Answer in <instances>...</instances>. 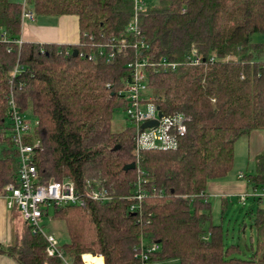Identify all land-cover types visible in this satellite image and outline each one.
I'll list each match as a JSON object with an SVG mask.
<instances>
[{
	"label": "trees",
	"instance_id": "obj_1",
	"mask_svg": "<svg viewBox=\"0 0 264 264\" xmlns=\"http://www.w3.org/2000/svg\"><path fill=\"white\" fill-rule=\"evenodd\" d=\"M23 1L0 0V195L18 184L12 92L19 110L37 122L28 141H40L34 155L40 182L69 179L84 203L46 208L65 226L62 256L49 255L45 238L24 221L12 244H0V254L18 264H84L85 254L104 264H135L143 242L160 246L150 264H264V197L257 195L264 191V152L256 173L246 176L253 192L238 199L258 204L249 257L224 244L206 192L210 181L232 171L239 138L255 130L264 137V45L252 39L264 32V0L146 1L138 32L127 31L134 0H25L37 17L77 16L74 45L18 44ZM144 57L156 63L146 74L160 111L188 117L174 149L137 153L134 126L112 131L115 112L127 106L121 91L131 81L128 65ZM131 163L135 168L125 171ZM99 184L107 199L94 201L88 193ZM139 188L147 196L131 211Z\"/></svg>",
	"mask_w": 264,
	"mask_h": 264
},
{
	"label": "built area",
	"instance_id": "obj_2",
	"mask_svg": "<svg viewBox=\"0 0 264 264\" xmlns=\"http://www.w3.org/2000/svg\"><path fill=\"white\" fill-rule=\"evenodd\" d=\"M144 6V0H134V17L128 25V32H138V11ZM26 20L34 21L35 14L27 7L24 0L22 22ZM1 39L6 40L4 34ZM17 43L21 44L22 41L17 40ZM113 56V53H108L106 58L109 61ZM151 61V58L144 57L141 60L130 63L128 66L132 70L131 81L125 83L121 91L127 102V106L124 109L125 114L135 128L137 153L144 149H174L178 145L181 136L187 131L188 117L184 114L165 115L162 113V116H159L161 111L150 96L147 85L146 68L149 65L156 66V63ZM199 61L200 59L196 57L191 59L193 64H198ZM164 65L171 69L177 66L175 63H164ZM17 73L18 68L16 67L12 75L15 76ZM8 105L10 108L9 118L12 123L11 141L18 150V184L6 186L5 192L0 196L5 198L8 208L17 207L20 210L23 221L31 226L32 233H39L45 238L47 243L46 251L49 255L57 254L62 256L59 249V239L52 234L44 232V218L47 216L46 208L53 204L65 206L70 204L82 205L84 199L76 192L74 183L69 179L40 182L37 167L34 164L35 151L39 148L40 141H33L32 144H29L30 141H28L31 138L33 123L36 125L37 122L30 121L19 110L12 92L8 99ZM153 121L157 122L155 126L142 128L143 124ZM97 186L96 189L89 190V198L94 201L106 200V190L101 191V184ZM257 195L264 196V191L260 194L257 193ZM146 196L147 194L142 193L139 188V192L135 196L138 205H133L131 211L140 208L141 202ZM246 197L247 195L242 196L241 200L244 201ZM159 247L158 243L146 245L142 242L134 255L137 258L135 264H150V254L159 250Z\"/></svg>",
	"mask_w": 264,
	"mask_h": 264
},
{
	"label": "crops",
	"instance_id": "obj_3",
	"mask_svg": "<svg viewBox=\"0 0 264 264\" xmlns=\"http://www.w3.org/2000/svg\"><path fill=\"white\" fill-rule=\"evenodd\" d=\"M79 32V20L74 15L38 16V18L35 16L34 21L26 20L21 24V36L25 42L74 45L79 41ZM239 143L242 149L240 158L236 149ZM263 152L264 137L261 130L252 131L239 138L234 143L232 171L225 178L208 183L206 192L209 201L210 198L220 201L222 207L223 202L250 195L253 189L246 176L256 173V158ZM24 227L19 209L8 208L5 198L0 196V244H12L15 234L20 233ZM0 264L18 263L10 256L0 254Z\"/></svg>",
	"mask_w": 264,
	"mask_h": 264
},
{
	"label": "rangeland",
	"instance_id": "obj_4",
	"mask_svg": "<svg viewBox=\"0 0 264 264\" xmlns=\"http://www.w3.org/2000/svg\"><path fill=\"white\" fill-rule=\"evenodd\" d=\"M146 1L147 3L156 2V0ZM252 39L254 42L264 45V32L255 34ZM19 40L22 42L24 41L22 36ZM25 115L28 116L26 113ZM28 119L32 122L34 121L31 116H28ZM131 126L133 125L131 121L127 119L124 108L117 110L112 119V131L119 132L124 130L126 127ZM240 145L241 143H239V146L236 148L239 158L242 155V149ZM210 202L212 222L214 224H222L224 244L227 246H238L241 251V257H249L252 250L251 248L255 246L257 237L254 227V212L258 204L254 203L252 200H246V204L242 205L237 198H234L229 201V205L226 207L225 211H223L221 209L220 201L210 198ZM52 214L53 213L51 210L49 216H45L44 218V232L47 234H52L57 237L60 242H64L67 240L65 226L60 220L53 221L51 219ZM154 264L180 263L177 260H167L158 261Z\"/></svg>",
	"mask_w": 264,
	"mask_h": 264
},
{
	"label": "water",
	"instance_id": "obj_5",
	"mask_svg": "<svg viewBox=\"0 0 264 264\" xmlns=\"http://www.w3.org/2000/svg\"><path fill=\"white\" fill-rule=\"evenodd\" d=\"M77 54H78L77 49H74V50H73V56H77ZM159 116H160V117L162 116V112H159ZM156 124H157L156 121H153V122H147V123L143 124L142 128L145 129V128H147V127L155 126ZM135 166H136L135 163L128 164V165H126V166L124 167V170H125V171H128V170H130V169H134Z\"/></svg>",
	"mask_w": 264,
	"mask_h": 264
},
{
	"label": "bare ground",
	"instance_id": "obj_6",
	"mask_svg": "<svg viewBox=\"0 0 264 264\" xmlns=\"http://www.w3.org/2000/svg\"><path fill=\"white\" fill-rule=\"evenodd\" d=\"M82 260L86 264H104L102 257H93L90 254H85L82 256Z\"/></svg>",
	"mask_w": 264,
	"mask_h": 264
}]
</instances>
